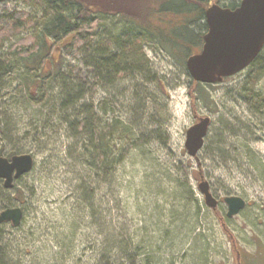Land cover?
Returning <instances> with one entry per match:
<instances>
[{"label": "rangeland", "instance_id": "1", "mask_svg": "<svg viewBox=\"0 0 264 264\" xmlns=\"http://www.w3.org/2000/svg\"><path fill=\"white\" fill-rule=\"evenodd\" d=\"M217 1L220 4L240 2L212 0L211 4ZM17 9L40 16L39 8L28 0L0 2V16ZM100 16L103 22L97 30L104 36L106 32L119 31L124 25L117 16ZM205 22H197L196 29ZM23 34L3 42L0 61L8 57L11 44ZM154 47L145 45L150 59L148 72L149 76H155L153 80L136 74L112 82L105 74L108 82L98 84L94 96L87 97V101L94 102L104 122L118 119L122 121L121 129L132 130V140L140 136L147 140L143 145L131 147L128 155L116 165L113 182L103 178L98 186L90 181L89 175L87 177L91 169L80 161L83 137L75 135L68 122L74 108H62L63 89L58 86L49 91L48 97L39 100L44 95L39 88L31 98L25 83L32 80L34 73L23 68V64L15 72L1 73L0 155L11 157L30 152L35 158L33 169L17 179L14 187L5 188L0 179V208L4 202H11L24 210L20 225L7 223L1 231L5 243L8 242L5 258L9 264H42L38 257L45 255L53 257L52 263L56 260L57 237L64 236L63 225L74 216L77 195L85 193L80 186L84 180L91 198L87 234L95 237V232L101 228L99 224L105 226L106 221L113 226L110 210L120 221L133 217L138 226L146 222L147 226L156 225L152 222L157 221V228L164 227L165 219L159 218L157 210L162 208L161 202L153 199L149 182L158 180L167 188V183L181 168L177 165L187 168L200 203H205L198 188L203 176L216 196L223 199L227 194H238L246 199L247 205L233 217L226 215L224 202L220 203L221 209L207 207L202 211V219L199 218V228L197 223L194 229L189 227L194 220L192 211L188 222H177L186 233L182 240L183 253L168 256L161 252L158 253L161 260L166 258V264H264V112L252 106L248 96L256 67L249 65L211 86L203 84L200 89L209 92L214 102L203 98L194 100L192 77L182 60ZM59 58L63 65L60 77H70L74 83L83 80L88 88H93L97 78L95 67L89 63L90 53L64 48ZM255 80L254 91L264 94V70ZM103 99L107 104L105 110L98 106ZM199 116H210L212 123L205 145L196 158L189 155L185 139L187 128ZM118 141L124 148L129 146L126 140ZM220 145L224 148L223 157L215 158L213 150ZM110 186L117 189L115 197L109 194ZM108 198L111 201L107 203ZM102 239L99 235L100 245ZM77 249L74 259L62 263L92 264L94 247L81 240Z\"/></svg>", "mask_w": 264, "mask_h": 264}, {"label": "trees", "instance_id": "2", "mask_svg": "<svg viewBox=\"0 0 264 264\" xmlns=\"http://www.w3.org/2000/svg\"><path fill=\"white\" fill-rule=\"evenodd\" d=\"M211 1L28 0L31 5L39 8L40 16L24 9L0 16V46L6 39L24 32L23 36L11 44L8 57L0 61V65L4 64L0 67V77L1 73L19 70L20 64H23V68L34 73L32 80H26L25 83L31 98L34 90L39 88L44 91L39 100L48 97L49 91L56 87L62 88V108H74L68 122L74 129V134L83 137L79 155L80 161L91 169L87 177L89 175L90 181L97 186L103 178L110 182L116 165L128 155L130 148L143 145L147 140L144 136L132 140L134 133L128 128L121 129L122 121L118 119H107L104 122L94 102L87 101V97L91 99L94 96L98 84L108 82L104 79L105 74L112 82L136 74L153 80L155 76H149L148 72L150 59L145 45L161 48V51L176 60H182V64L186 66L187 58L198 53L202 47L207 24L205 22L199 30L196 27L197 22L205 21V12ZM217 3L220 4L218 1ZM221 5L235 7L238 3ZM100 15L117 16L124 25L117 33L106 32L107 36H104L97 30L103 22ZM64 48L90 53L89 63L95 67L97 78L93 88H88L83 80L74 83L70 77L59 76L61 69L63 71L59 57ZM250 67H256L251 83L254 87L258 73L264 70V47ZM202 86L203 83L191 79L194 100L203 98L214 102L209 92L200 89ZM253 87L248 92L249 100L252 106L264 112V94L256 93ZM196 90L201 93L196 94ZM106 105V99L98 102L100 109L105 110ZM118 139L126 140L129 146L122 147ZM223 149L221 145L216 146V150H213L214 157L222 158ZM177 167L181 168L177 169L179 172L173 180L167 183V188L158 180L149 182L153 199L161 202L162 208L157 210L159 218L165 219L164 227L157 228V221L152 222L156 225L147 226L146 222L138 226L133 217L120 221L114 218L109 209L113 226L106 221L105 226L99 224L101 228L95 232V237L94 234H87L89 224L86 219L91 198L87 181L84 180L80 186L85 193L77 195L78 204H75L74 216L68 218L63 225L61 233L64 236L59 239L57 237L56 260L52 263L53 257L45 255L39 256L38 261L42 264H63V261H70L75 258L81 240H86V244H91L96 251L92 264H166V258L161 260L158 253L164 252L168 256L183 253L182 240L186 238V233L177 222H188V216L193 211L194 220L189 223V227L194 229L199 218L202 219V211L208 206L200 203L187 168L183 165ZM115 191L116 187H109L112 197H115ZM105 200L107 203L111 201L110 198ZM11 206H14L11 202H4L0 209ZM217 209H221L220 205ZM7 223L11 222L0 225V264L10 262L5 258V245L8 242L5 243L4 234L1 233ZM197 227L199 228V223ZM99 235L103 236L101 245L98 243Z\"/></svg>", "mask_w": 264, "mask_h": 264}, {"label": "water", "instance_id": "3", "mask_svg": "<svg viewBox=\"0 0 264 264\" xmlns=\"http://www.w3.org/2000/svg\"><path fill=\"white\" fill-rule=\"evenodd\" d=\"M205 20L207 32L202 48L186 60L193 80L208 84L221 82L246 68L261 52L264 46V0H241L235 7L213 3L206 9ZM210 126L211 117L203 116L187 128L185 147L192 157L197 158L204 147ZM34 165L35 158L30 152L11 157L0 155V179L4 187L12 188L15 180L30 172ZM198 188L205 204L216 210L220 198L203 176ZM223 201L228 217L239 214L247 205L246 199L238 194L226 195ZM23 217L21 206L0 209V225L5 222L20 225Z\"/></svg>", "mask_w": 264, "mask_h": 264}, {"label": "bare ground", "instance_id": "4", "mask_svg": "<svg viewBox=\"0 0 264 264\" xmlns=\"http://www.w3.org/2000/svg\"><path fill=\"white\" fill-rule=\"evenodd\" d=\"M201 83H202V82H201ZM203 84H207V83H203ZM200 117H203V116H199V118H200ZM199 118H198L195 122H197V121L199 120ZM195 122H194V123H195Z\"/></svg>", "mask_w": 264, "mask_h": 264}]
</instances>
